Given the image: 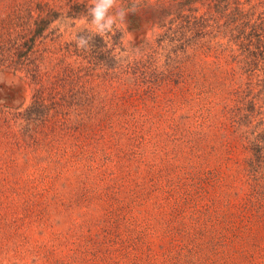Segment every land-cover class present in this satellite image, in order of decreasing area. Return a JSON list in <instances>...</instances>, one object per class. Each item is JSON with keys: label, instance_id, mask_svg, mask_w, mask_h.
<instances>
[{"label": "rangeland", "instance_id": "obj_1", "mask_svg": "<svg viewBox=\"0 0 264 264\" xmlns=\"http://www.w3.org/2000/svg\"><path fill=\"white\" fill-rule=\"evenodd\" d=\"M226 1L248 13L226 30L211 0H113L99 32L94 0H0V264H264L233 122L249 85L264 127V0ZM96 34L108 73L81 56Z\"/></svg>", "mask_w": 264, "mask_h": 264}, {"label": "trees", "instance_id": "obj_2", "mask_svg": "<svg viewBox=\"0 0 264 264\" xmlns=\"http://www.w3.org/2000/svg\"><path fill=\"white\" fill-rule=\"evenodd\" d=\"M186 1H187L186 4H189V1L191 0H186ZM211 1H213L214 11L219 16L225 19L222 27L225 30L227 29L228 24L230 25L232 24L233 26L235 25L236 17L240 18L241 16L244 17L248 15V13L244 12L243 9L241 10L239 8L238 9L230 8V5H228L226 0H211ZM37 6L38 8H40L39 5ZM249 11L250 9H248V12ZM45 21L46 20H39V21L37 20L36 22H34V25H36V27L34 30L32 29V34H33L32 37L29 39V41L23 43V46L26 47L25 52L32 50L33 47L32 45L34 41L38 39L39 36L42 35L43 30L45 29ZM237 28L239 29L240 27ZM94 37H95L94 45L90 46L92 48L90 52L86 51V49L83 48V47H87L88 42L85 45H83V47L81 46V50H82L81 56L83 58L85 57L84 60L90 65L88 66V68L91 69L92 73L100 69L108 73V71L118 68L119 67L118 60L115 59L114 55L110 56V50L108 51L106 50L107 42L104 41V38L98 34H96V36ZM96 40H98L99 43H96L97 42ZM253 48L254 49L252 50V54L251 52H249L251 51L250 47L248 48V50H244L247 51L246 55L248 57H250V55H253V60L257 59L258 56L264 58V47L254 46ZM21 55L22 54H20V58ZM249 87H250L249 85H246L244 87V90L242 92H245L246 95L240 98L239 100V103H241L244 106V110L242 111L245 112L253 111L252 101L250 102L249 100H245V98L251 94ZM241 88H243L242 81L239 82L238 87L236 89H241ZM235 110H236L235 114L233 115L234 124H237V126L240 127V131L243 133L245 138L249 136V142H250L249 149L251 151V156L248 159L247 166L251 171L258 173L260 172L261 169L264 170V127L258 128V126H254L252 128H249V123L247 121V119L249 118L248 115L244 114L242 111H240V109L235 108ZM242 127L244 128L243 131H242Z\"/></svg>", "mask_w": 264, "mask_h": 264}, {"label": "clouds", "instance_id": "obj_3", "mask_svg": "<svg viewBox=\"0 0 264 264\" xmlns=\"http://www.w3.org/2000/svg\"><path fill=\"white\" fill-rule=\"evenodd\" d=\"M113 4V0H94V4L90 9L92 14V22L96 26V30L99 32L108 31L112 25L116 22L117 17H123L124 12L117 9L115 14L109 11ZM78 46L85 45L87 43L84 37H79L77 40Z\"/></svg>", "mask_w": 264, "mask_h": 264}]
</instances>
